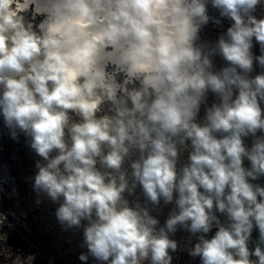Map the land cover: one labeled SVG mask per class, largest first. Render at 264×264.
<instances>
[{
  "label": "clouds",
  "instance_id": "1",
  "mask_svg": "<svg viewBox=\"0 0 264 264\" xmlns=\"http://www.w3.org/2000/svg\"><path fill=\"white\" fill-rule=\"evenodd\" d=\"M262 7L0 0V116L39 157L34 207L47 200L62 232L82 230L81 264H173L178 250L199 264H264ZM9 217L0 211V264H33L5 247Z\"/></svg>",
  "mask_w": 264,
  "mask_h": 264
},
{
  "label": "rangeland",
  "instance_id": "2",
  "mask_svg": "<svg viewBox=\"0 0 264 264\" xmlns=\"http://www.w3.org/2000/svg\"><path fill=\"white\" fill-rule=\"evenodd\" d=\"M25 141L26 137L23 134L20 135L18 142L13 141L0 116V180L5 181L2 184L4 193L9 195L13 188L16 190L15 196L11 198L13 210L16 212L15 219L20 221L23 214H27L28 224L35 226L36 259L43 260L47 248L53 264H81L77 257L81 251H84L79 247L82 230L62 232L53 215L55 205L47 200L39 208L34 207L35 194L31 188V181L27 178L35 174L34 162L39 157L30 151ZM188 235L180 230L173 237L179 242L180 249L187 248ZM184 253V250L174 253L173 264H186ZM46 264H49V261ZM89 264L92 262L90 261Z\"/></svg>",
  "mask_w": 264,
  "mask_h": 264
},
{
  "label": "trees",
  "instance_id": "3",
  "mask_svg": "<svg viewBox=\"0 0 264 264\" xmlns=\"http://www.w3.org/2000/svg\"><path fill=\"white\" fill-rule=\"evenodd\" d=\"M209 14L213 16L218 15V13L211 8H209ZM256 15L258 17L261 15H264V7L258 8ZM229 24H230V21L224 20L222 27H218L216 25H211V24L207 25L206 27H204V29L201 32L202 41H209V42L214 43L216 39L218 38V36L227 29ZM253 51L255 54L259 55V45H255L253 48ZM214 63L216 67L219 68V67H222L225 62L222 61L221 58L216 57L214 60ZM259 71L260 69L257 67L253 74L255 75ZM208 102L209 104L213 102V95L211 93H209ZM203 114H204V111L202 107L201 113H200L201 117L203 116ZM245 143L250 145L251 138H247L245 140ZM247 164L248 162L245 161L246 166ZM254 183H259L262 186H264V178H261L260 180L255 181ZM171 207L172 206L169 205L163 208V212L159 217L162 222L166 218L167 213ZM13 208L14 206L12 204L11 198H9V195L4 192L0 193V211L7 212L9 209L13 210ZM26 218H27V214H23V217L20 219V221H17L16 219L13 220L12 217H9V220L13 223L14 226L11 229L5 226L3 229V233L7 234V241H6L5 247H10L13 253L22 254L24 256H27L29 254H35L36 256V250H35L36 246L34 242H36V239H37V234H36L37 230L35 226H33V224L32 225L28 224V219ZM220 218L223 221L224 217L221 216ZM215 230L216 229L214 228L211 234H214ZM257 236H258V231L254 230L252 234L253 241L256 240ZM194 242H195V238H193V243ZM45 251L47 252V254L43 258V260L35 259L33 264H46L50 260V257H51L50 251H48L47 248H45ZM184 260L186 264H199V258L192 259L191 257L187 255L186 251L184 253ZM0 261H3V257H0Z\"/></svg>",
  "mask_w": 264,
  "mask_h": 264
}]
</instances>
